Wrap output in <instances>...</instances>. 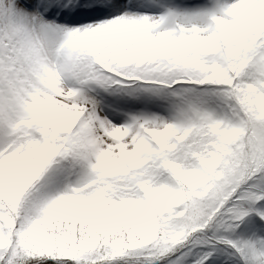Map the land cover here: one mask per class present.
Wrapping results in <instances>:
<instances>
[{
  "label": "snow or ice",
  "instance_id": "1",
  "mask_svg": "<svg viewBox=\"0 0 264 264\" xmlns=\"http://www.w3.org/2000/svg\"><path fill=\"white\" fill-rule=\"evenodd\" d=\"M0 264H264V0H0Z\"/></svg>",
  "mask_w": 264,
  "mask_h": 264
}]
</instances>
